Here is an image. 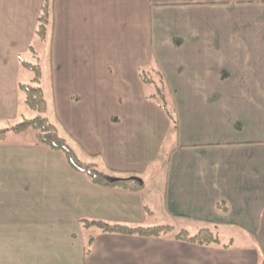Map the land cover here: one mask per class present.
I'll list each match as a JSON object with an SVG mask.
<instances>
[{"label":"crops","instance_id":"crops-1","mask_svg":"<svg viewBox=\"0 0 264 264\" xmlns=\"http://www.w3.org/2000/svg\"><path fill=\"white\" fill-rule=\"evenodd\" d=\"M44 1L0 0V129L23 116L19 57L36 53ZM43 43L47 116L79 155L145 187L97 185L63 152L9 132L0 264H264V0H55ZM141 68L164 75L177 128ZM81 219L175 232L109 233ZM206 227L220 244L175 237Z\"/></svg>","mask_w":264,"mask_h":264},{"label":"trees","instance_id":"trees-1","mask_svg":"<svg viewBox=\"0 0 264 264\" xmlns=\"http://www.w3.org/2000/svg\"><path fill=\"white\" fill-rule=\"evenodd\" d=\"M55 0H45L38 18L36 36L46 42L51 39L53 25V10ZM32 49L33 45L30 46ZM20 62L34 72L32 82H19V88L25 94V103L38 114L32 118H24L11 127L0 129V142L6 140L9 132L22 133L30 129L35 130V144L46 146L63 152L71 166L87 175L92 182L109 188H121L125 190L138 191L145 187L143 178L136 172L104 171L93 161L83 159L69 139L60 133L59 127L48 116V101L41 86L42 67L39 63L25 60L22 57ZM38 60L39 57L37 56ZM140 74L147 87V97L158 104L168 115L173 127H178V116L175 105L170 100V90L167 86L164 75L158 69H140ZM85 227L99 228L102 232L141 235V236H162L175 232L173 225H129L123 223L109 222L101 219H81ZM178 240L189 241L201 245L220 244L221 239L217 232L211 228H202L197 233L191 234L188 230L182 229L175 233ZM95 237L91 236L86 254H90Z\"/></svg>","mask_w":264,"mask_h":264},{"label":"rangeland","instance_id":"rangeland-1","mask_svg":"<svg viewBox=\"0 0 264 264\" xmlns=\"http://www.w3.org/2000/svg\"><path fill=\"white\" fill-rule=\"evenodd\" d=\"M34 47H35L36 53L32 52L31 54L30 53L26 54L25 60L30 61V62H34V63H39L41 65V67H42L41 86H43L42 84H44L46 81H48L47 78L49 77V72H50L49 47H48V44L43 43L39 38L35 39ZM35 54H37V56L39 57L40 60H38V58ZM33 78H34V72L32 70H30L26 67L21 68V73H20L21 81L28 83V82H32ZM21 112H22L23 116L20 118V120H23L24 118H32L38 114L35 110H33L29 106H27V104L25 103V94H23V93H21ZM46 114L49 115V113H46ZM24 133H26V135L20 136L18 138V140L33 141L35 139V130L30 129ZM14 137H16V136H14ZM80 155L82 158H84L87 161L93 160L92 157H90L86 154H84V155L80 154Z\"/></svg>","mask_w":264,"mask_h":264}]
</instances>
